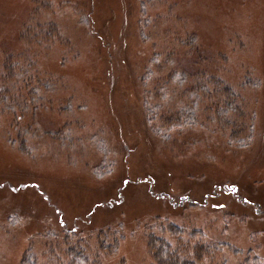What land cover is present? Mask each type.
Segmentation results:
<instances>
[{
  "label": "rangeland",
  "instance_id": "374dc122",
  "mask_svg": "<svg viewBox=\"0 0 264 264\" xmlns=\"http://www.w3.org/2000/svg\"><path fill=\"white\" fill-rule=\"evenodd\" d=\"M165 224L264 264V0H0V264H154Z\"/></svg>",
  "mask_w": 264,
  "mask_h": 264
},
{
  "label": "trees",
  "instance_id": "16d2710c",
  "mask_svg": "<svg viewBox=\"0 0 264 264\" xmlns=\"http://www.w3.org/2000/svg\"><path fill=\"white\" fill-rule=\"evenodd\" d=\"M4 67V75L7 79H11L17 74L10 62V58H8ZM222 89L232 93L231 89L228 87H223ZM218 90H220V87ZM228 97H230V95ZM226 103L230 104L228 100ZM158 230L159 236L150 233L146 242L150 258L154 264H200L205 258L211 255V246L209 245H198L197 242L192 248L187 246V243L192 239L191 237H194L193 232L189 234L190 239L187 238V243H184L183 237H185V231L182 228L174 224H165L159 226ZM110 246L112 245H102L101 247L102 249H107V247L109 248ZM186 247H188L189 251L185 250ZM65 255L67 257L65 261L66 264H89L88 257L79 246L68 248ZM189 255L190 257H188ZM25 261H29V257H25Z\"/></svg>",
  "mask_w": 264,
  "mask_h": 264
}]
</instances>
